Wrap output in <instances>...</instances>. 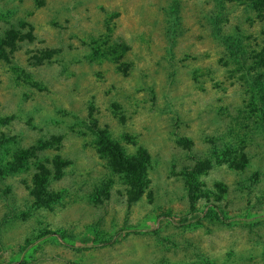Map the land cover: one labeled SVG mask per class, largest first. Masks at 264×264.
<instances>
[{"label": "rangeland", "instance_id": "374dc122", "mask_svg": "<svg viewBox=\"0 0 264 264\" xmlns=\"http://www.w3.org/2000/svg\"><path fill=\"white\" fill-rule=\"evenodd\" d=\"M11 27L33 41L0 60V264H264L254 63L229 47L262 46L244 0H0V37ZM100 131L149 153L141 194ZM58 157L69 163L38 206L34 178ZM196 161L210 166L195 187Z\"/></svg>", "mask_w": 264, "mask_h": 264}, {"label": "trees", "instance_id": "16d2710c", "mask_svg": "<svg viewBox=\"0 0 264 264\" xmlns=\"http://www.w3.org/2000/svg\"><path fill=\"white\" fill-rule=\"evenodd\" d=\"M244 2L253 12H256L258 18L264 22V0H244ZM23 29L24 28L16 29L11 27L4 31L0 37V60H9L12 53L17 49L18 44L23 43L25 40L33 41L32 30L28 33H24L22 31ZM262 40V46L258 51H254L252 57H249L248 54H246L243 48L240 47V43L238 44L233 41L234 44L232 41H229V47L232 50V55L239 58L242 63L247 65L248 63H254V67H248L246 73L248 76H251L249 79V81L252 80L251 87L253 89L251 99L255 102L258 109L259 123L263 129L262 132H264V75L261 71L264 69V39ZM54 54V52L43 53V55L38 58V63L44 64V61L51 59ZM182 142L191 148L190 141L183 139ZM43 143L47 144L48 142L43 141ZM98 146L100 148V153L110 159V166L126 176L132 188L136 189V193L138 192V194H141L142 190L147 188V186H145V179L150 170L151 157L144 148L141 147L139 149L137 156H128L125 149L111 140L103 131H100L98 134ZM28 154V151L20 153L16 156L15 162L7 164L6 170L10 169L11 172L18 171L21 166H24L25 155ZM242 156L244 161L247 162L248 156L246 154ZM239 161V159L234 160L231 167L235 170H239V166H241ZM53 162L40 165V172L35 176L33 185L30 188L33 194L32 196L35 199V204L38 206H47L48 202L53 199V194L48 190L47 181L52 177H57L63 174V169H61V167L69 163L59 157L56 162ZM209 166V162L204 163L202 161H196L195 166L187 169L190 182H192L195 187L197 186L196 175L200 174L202 170L207 169ZM242 170H245L244 167H242ZM59 237L62 239L65 238L64 236Z\"/></svg>", "mask_w": 264, "mask_h": 264}]
</instances>
